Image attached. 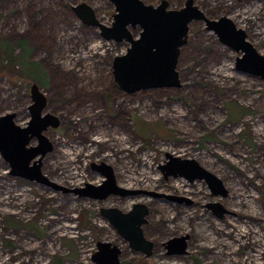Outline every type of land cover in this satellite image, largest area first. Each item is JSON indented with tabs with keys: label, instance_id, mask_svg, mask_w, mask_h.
Returning <instances> with one entry per match:
<instances>
[{
	"label": "rangeland",
	"instance_id": "374dc122",
	"mask_svg": "<svg viewBox=\"0 0 264 264\" xmlns=\"http://www.w3.org/2000/svg\"><path fill=\"white\" fill-rule=\"evenodd\" d=\"M167 1L171 9L185 2ZM79 2L111 24L109 0H0V44L19 53L17 42L28 40L31 61L48 73L47 86L40 85L45 111L60 119L44 132L53 149L41 160L42 173L60 188L11 175L0 154V264H99V241L117 246L122 264H264V80L237 71L241 53L192 21L176 66L181 86L126 93L111 64L129 44L106 41L83 24L71 10ZM195 4L210 19L229 17L264 55V0ZM130 30L138 36L140 28ZM2 55L0 46V116L14 112L25 126L31 83L11 82L5 73L17 74L18 66L8 68ZM165 153L195 159L222 180L226 196L213 195L203 180L165 177ZM101 162L117 185L142 192L104 199L74 192L103 183L92 166ZM135 203L148 207L142 231L153 242L150 256L133 249L101 212H127ZM212 204L225 212L217 215ZM184 235L186 253L167 255L164 243Z\"/></svg>",
	"mask_w": 264,
	"mask_h": 264
},
{
	"label": "water",
	"instance_id": "95a60500",
	"mask_svg": "<svg viewBox=\"0 0 264 264\" xmlns=\"http://www.w3.org/2000/svg\"><path fill=\"white\" fill-rule=\"evenodd\" d=\"M109 1L115 9L109 26L97 19L95 10L86 2L71 6V10L83 24L97 27L100 36L106 41L129 44L124 54L113 57L111 64L113 81L124 92L181 86L176 66L180 50L187 42L189 24L192 21H202L205 29L213 31L222 44L241 53L235 60L237 71L264 80V55L246 39L245 31L238 28L226 15L210 19L195 4V0H185L184 5L178 9L169 8L167 0H160L156 5L147 4L142 0ZM135 27L140 28L138 36H134L130 30ZM29 95L30 119L25 126L16 124L14 112L0 116V154L8 162L11 175L58 189L60 187L42 173L41 160L53 149L52 141L44 132L58 128L60 119L57 115L45 111L47 97L40 85L32 82ZM32 139H36L35 145H29ZM165 158V162L160 165L165 177H184L188 181L203 180L213 195L226 196L227 189L222 180L203 168L195 159L181 158L170 153H165ZM92 166L99 169L104 176L103 183L100 186L86 183L85 188L74 189L80 196L104 199L110 194L126 196L142 192L117 185L112 168L104 162ZM147 194L157 196V193ZM211 207L219 216L225 212L220 204H212ZM101 212L118 233L129 241L133 249L150 256L153 242L145 238L142 231L148 213L145 204L135 203L127 212L115 207L102 208ZM187 238L188 236L184 235L166 241V254H185ZM97 247L94 258L99 264H122L119 259L120 249L117 246L99 241Z\"/></svg>",
	"mask_w": 264,
	"mask_h": 264
},
{
	"label": "trees",
	"instance_id": "16d2710c",
	"mask_svg": "<svg viewBox=\"0 0 264 264\" xmlns=\"http://www.w3.org/2000/svg\"><path fill=\"white\" fill-rule=\"evenodd\" d=\"M27 39H21L18 41L20 47L19 53H14L13 44L9 42H1L0 46L3 52V58L8 68H12V64L18 66L17 74L5 73V76L9 78L11 82L17 80H24L28 83L35 82L38 85L47 86L48 73L37 61H31L30 54L33 48L28 45Z\"/></svg>",
	"mask_w": 264,
	"mask_h": 264
}]
</instances>
